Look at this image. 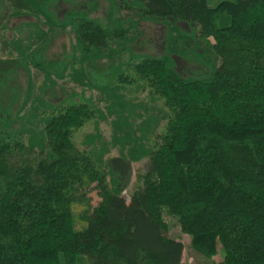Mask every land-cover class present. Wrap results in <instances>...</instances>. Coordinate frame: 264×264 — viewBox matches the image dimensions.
I'll use <instances>...</instances> for the list:
<instances>
[{"label": "trees", "instance_id": "16d2710c", "mask_svg": "<svg viewBox=\"0 0 264 264\" xmlns=\"http://www.w3.org/2000/svg\"><path fill=\"white\" fill-rule=\"evenodd\" d=\"M112 1L120 12L169 28L165 54L131 53L128 62L163 101L165 128L158 132L151 120L146 136L132 129L130 155L106 159L109 149L96 135L93 147L91 138L83 147L74 138L97 118L92 101L32 98V85L14 115L0 100V264H182L184 243L163 233L170 230L167 216L213 264H264V0ZM59 2L79 4L7 0L11 14L38 19L29 60L48 78H61L76 61L98 68L94 62L113 41L127 48L134 16L96 19L89 12L98 1L91 0L87 10L70 8L61 19ZM179 22L196 29L186 34ZM69 27L81 59L63 65L35 51ZM177 55L195 62L196 72L183 75ZM109 69L92 70L98 80L87 85L118 105L128 126L131 104L121 89L134 78L121 65ZM26 112L36 131L27 127ZM17 120L19 128L11 129ZM145 158L128 199L132 163ZM76 204L85 206L78 216L87 221L83 229L75 226Z\"/></svg>", "mask_w": 264, "mask_h": 264}, {"label": "rangeland", "instance_id": "374dc122", "mask_svg": "<svg viewBox=\"0 0 264 264\" xmlns=\"http://www.w3.org/2000/svg\"><path fill=\"white\" fill-rule=\"evenodd\" d=\"M76 1L79 2L78 5L71 2H59L56 5L58 16L63 19L65 12L76 6L79 9L87 10L88 4L91 2V0ZM97 1L98 8H93L89 12L90 16L96 19L106 21L109 13L115 17L124 16L126 18L128 15L135 17V20L138 22L135 26L131 25L128 20H125L128 22L126 25H131L129 33L126 36L129 42L126 44L127 48H120L124 46L123 41L121 45L118 43L120 40L113 41L111 47L105 48L102 52V57L94 62L95 65H99V67L97 66L99 69L91 68L93 65L89 63L90 61L86 62L84 66L76 61L75 66H71L61 78L51 76L48 78L44 72L38 70L29 60V54L33 50V48L29 47H34L31 46V42L34 41L31 38L35 33L34 30H36L34 23H37L38 19L26 13L20 16L11 14L13 10L7 6V0H0V17H2L0 23V100L10 106L14 115V112L20 107L21 102L28 93V89L32 85V98L40 96L52 102H58L62 99L66 101L72 99L92 101L99 110L97 118L90 119L83 127L78 129L75 132L74 138L83 147L90 140L91 135H96L97 139L101 140V143L104 142L107 145L109 152L105 155V158L110 159L122 154L130 155L131 144L127 135L129 136L132 133V129L137 128L139 135L143 134L146 136L149 129H151L149 126L151 120L155 124L158 122V132L165 128L166 121L162 119V113L165 112L166 108L163 101L157 99L158 96L152 94L150 87L137 77L133 65H129L128 62L130 61L131 53L139 55L153 54L157 56L165 54L168 51L169 28L163 22L139 20L135 12L129 11V9H122L120 12L112 0ZM220 1L223 0H210L209 4L215 6ZM178 25L186 34H192L196 29L194 24L186 22H179ZM40 26L47 28L43 24ZM75 45V34L70 31L69 27L66 30H58V34L54 36L47 48H37L35 51L43 54L45 59L51 60L52 63H62L64 65L74 59L75 56L81 59V55H79L81 54L80 50L79 48H74ZM108 54L111 56H108ZM174 58L179 71L185 76L194 74L198 69L195 62L193 63L178 55L174 56ZM12 59L15 61L14 63H10ZM111 64L115 66L121 65L122 72L134 78L131 83H121L124 84L121 90H123L128 103L131 104V106H128V112L125 114L128 117V126L126 125L127 122L119 120V106L114 105L98 89L89 88L87 85L89 81L98 80V72L96 73L92 70L98 69L97 71H107L109 73L112 70L109 69ZM4 68L8 69L5 70ZM114 82H119V79L114 78ZM13 100H15L14 103H12ZM30 115L31 113L26 112V117L28 116L26 118L27 127L34 128V131H36L35 124L31 125L32 120L29 119ZM19 122L20 120H17L12 124L11 127L13 128L11 129H18L20 126ZM121 122L125 123L123 130L118 125ZM91 141L90 144L93 147L96 140L92 139ZM141 144H143V139L138 140V145ZM147 164V158L132 163V176L124 191L128 199L135 189L137 174L144 172ZM89 195L91 196V205L95 206L100 200L98 191L93 189ZM84 207L81 204L74 206L75 226L77 229H83L87 226V221H80L78 219ZM167 221L169 222L170 230H167V232L163 231V233L167 234V236L180 238L184 243L185 252L182 264H213L216 261V259L214 261L206 260L193 251L191 237L181 231L176 217L167 216Z\"/></svg>", "mask_w": 264, "mask_h": 264}]
</instances>
